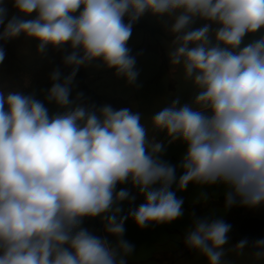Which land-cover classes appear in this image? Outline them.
<instances>
[{"label":"clouds","instance_id":"clouds-1","mask_svg":"<svg viewBox=\"0 0 264 264\" xmlns=\"http://www.w3.org/2000/svg\"><path fill=\"white\" fill-rule=\"evenodd\" d=\"M146 14L162 22L185 87L147 117L73 96L80 68L94 64L140 86L141 53L128 42ZM0 28V64L23 37L70 69L49 73L43 100L0 86V264H128L126 221L145 230L184 217L177 192L189 185L205 199L221 188L225 210L264 206V0H0ZM177 143L172 164L163 156ZM189 217L184 246L206 264H231L228 252L248 246L264 261V238L226 247L223 216ZM97 218L102 236L82 227Z\"/></svg>","mask_w":264,"mask_h":264},{"label":"rangeland","instance_id":"rangeland-1","mask_svg":"<svg viewBox=\"0 0 264 264\" xmlns=\"http://www.w3.org/2000/svg\"><path fill=\"white\" fill-rule=\"evenodd\" d=\"M15 14V10L11 4H8L9 18ZM139 27L134 26L132 36L128 42L132 49V54L137 56V68L140 71L137 83L135 86H127L123 79H117L111 70H104L97 67L95 64L88 67H81L85 75V85L103 98L102 104H110L111 100H121L125 102V107L132 108L133 111H140L145 116L151 115L152 112L158 110L170 101V99L182 90L185 86L181 80V73L179 68L169 65L166 48L170 37L165 34L164 27L161 21L146 14L140 19ZM201 22H197L195 27H199ZM151 29H155L151 32ZM2 30V28H0ZM6 58L3 64H0V86H6L9 89L18 88L25 94L36 92L37 98L43 100L41 90L47 89L51 86L49 80V73L56 67H60L62 73L68 74L70 69L65 68L62 64V53H57L52 50L49 51L46 58L41 59L35 54V42H27L23 37L12 40L6 45ZM78 92V86L73 91V96ZM182 99H188V93L182 94ZM116 105L118 102L116 101ZM122 106L123 104H119ZM50 113L57 109L54 105H46ZM161 139V137H159ZM173 147L168 146L163 159L168 160V155H171ZM176 154V152H175ZM225 210L224 206L213 207ZM231 209L220 216L225 219L230 214ZM246 214H254L259 217H264V206L257 209H249L245 211ZM99 224L102 226L100 220ZM83 227V225H82ZM85 228V227H84ZM97 235H104L103 228L90 227L86 228ZM124 239L133 244V241H140L145 243V240L151 239L149 232L138 231L134 224L125 223ZM230 237V247L233 244ZM134 253L128 257V264H152L133 263L138 256L140 248L135 247ZM247 250L243 255L237 252H228L225 259L231 264H264V261L254 262ZM131 261V262H130ZM184 264H206L204 257L199 256L194 252Z\"/></svg>","mask_w":264,"mask_h":264},{"label":"crops","instance_id":"crops-1","mask_svg":"<svg viewBox=\"0 0 264 264\" xmlns=\"http://www.w3.org/2000/svg\"><path fill=\"white\" fill-rule=\"evenodd\" d=\"M163 137L161 136V139ZM173 151L171 155H168V160L172 164H177L179 161V157L181 152L183 151V146L180 144H173ZM179 175V173H178ZM120 187H128L131 188L130 185L120 186ZM175 189V186H173ZM133 194H135V190L132 189ZM205 191L208 192V198L205 199L202 195V189L198 186L189 185L186 191L177 192L178 197H182L185 202L188 204H202L212 200H216L218 197L223 196V190L221 188L207 187ZM143 203V197L138 196L136 201L129 205L125 203L123 205L125 209V213L127 210L132 207H137L139 204ZM225 210V209H223ZM225 210L224 212H226ZM229 211V210H228ZM221 209L218 208H210L202 214L198 215V217L205 216L207 214L215 216H220L221 213H224ZM189 211L185 210V216L174 221L171 224L161 225L155 228H149L145 230H140L137 227L138 231L149 232V236L151 239L145 240V243H141L140 241H133V244L137 243L135 247L140 248L138 251V256L133 263H145L150 262L152 264H184V262L194 254V252L190 251L183 257L176 258V255L179 250V242L181 239V235L185 234V229L190 225L191 220L189 217ZM97 222L99 224L98 218ZM129 224H134L130 219L128 220ZM135 225V224H134ZM136 226V225H135ZM99 228H103L99 224ZM233 244V238L231 237ZM131 262V261H130Z\"/></svg>","mask_w":264,"mask_h":264},{"label":"trees","instance_id":"trees-1","mask_svg":"<svg viewBox=\"0 0 264 264\" xmlns=\"http://www.w3.org/2000/svg\"><path fill=\"white\" fill-rule=\"evenodd\" d=\"M141 21L139 20L135 26L139 27ZM155 29H151V32H154ZM85 75L80 68L77 76H76V83L78 86V92H83L84 97L87 102H94L98 106L101 104L103 98L97 95L95 92H93L91 89H89L85 85ZM116 101L118 104L116 105ZM111 100L110 104L114 108H122L125 107V102L121 100ZM119 104H123L120 106ZM224 206V197L220 196L216 200H212L206 203L202 204H188L184 201V208L185 210L189 212H194L196 216L202 214L203 212L207 211L210 208L213 207H220ZM248 208L246 207H239L235 206L231 208L230 214L224 219L225 222L229 223L231 227L230 234L234 240V242H239L243 238H247L249 240V244L257 238H264V217H259L254 214H246L245 211H247ZM83 227L90 228V227H96L99 228V224L97 222V219H85L83 222ZM184 235H181V239L179 242V250L176 255V258H180L185 256L190 252L183 243ZM249 253H253L254 249H252L250 246L246 247V249Z\"/></svg>","mask_w":264,"mask_h":264}]
</instances>
